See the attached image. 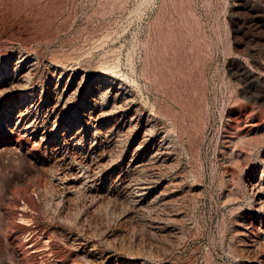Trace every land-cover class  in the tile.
I'll return each instance as SVG.
<instances>
[{"label": "rangeland", "instance_id": "obj_1", "mask_svg": "<svg viewBox=\"0 0 264 264\" xmlns=\"http://www.w3.org/2000/svg\"><path fill=\"white\" fill-rule=\"evenodd\" d=\"M52 1L0 0V264H264V0Z\"/></svg>", "mask_w": 264, "mask_h": 264}, {"label": "bare ground", "instance_id": "obj_2", "mask_svg": "<svg viewBox=\"0 0 264 264\" xmlns=\"http://www.w3.org/2000/svg\"><path fill=\"white\" fill-rule=\"evenodd\" d=\"M16 1H18L19 3H21V4H24V5H27V6H29V7H33V8H35V7H40L39 9H41V8H48L51 4H53L52 2V0H16ZM51 7V6H50ZM46 8V9H47ZM33 93V92H32ZM33 95V94H32ZM31 97V96H30ZM23 99V98H22ZM31 102V101H30ZM29 104V103H28ZM30 106H33V104H30ZM22 115H24V113L21 111L20 113H19V115H18V117H21ZM28 115V114H27ZM19 119V118H18ZM233 120V119H232ZM237 121V120H236ZM253 121V120H252ZM262 121V120H261ZM234 122V121H233ZM257 122V121H256ZM236 123H238V121L236 122ZM259 123V122H258ZM231 124V123H230ZM262 124V123H261ZM239 125V124H238ZM257 125V124H256ZM263 125H264V123H263ZM262 125V126H263ZM33 126V123H30V124H25L24 126H22V129H27V128H30V127H32ZM229 126V125H228ZM236 126V125H235ZM230 128L231 129H229L228 131H226L227 133H225L224 134V138H225V140L224 141H226L227 142V144L229 145V144H235V142L238 140V139H241L239 136H237V133H236V131L234 130V129H236V127H234V125H231L230 126ZM255 130V129H254ZM258 130V129H257ZM264 130V129H263ZM31 132H33L32 130H29V133H31ZM257 132V131H256ZM254 133H255V131H254ZM223 135V134H222ZM244 136H246V135H244ZM248 136V135H247ZM246 136V137H247ZM253 135H251V137H252ZM255 136V135H254ZM253 136V137H254ZM258 137H261V136H259V135H257ZM242 137V136H241ZM246 137H245V139H246ZM248 137H250V135L248 136ZM247 137V139H249ZM250 137V138H251ZM256 137V136H255ZM258 137H257V139H258ZM256 139V138H255ZM256 139V140H257ZM260 139V138H259ZM263 140H264V137L262 138ZM20 140H23V139H18L17 140V142L18 143H20L21 141ZM25 140V139H24ZM27 141H28V138H27ZM240 141V140H239ZM244 141V140H243ZM247 141V140H246ZM244 142V143H246L247 145H245V147L246 146H248L247 148L248 149H251L252 147H253V145H250L251 143H252V141H254V140H251V142ZM259 141V140H258ZM241 142V141H240ZM260 142H261V139H260ZM259 142V143H260ZM258 143V142H257ZM241 144V143H240ZM249 144V145H248ZM254 144V143H253ZM242 145H244V144H242ZM242 145H240V146H242ZM232 146L233 145H231V148H232ZM236 146H238V145H236ZM254 146H255V144H254ZM243 147V146H242ZM241 147V148H242ZM258 147V146H257ZM233 149V148H232ZM231 149V150H232ZM247 149V150H248ZM234 150V149H233ZM232 150V151H233ZM242 150V149H241ZM240 150V151H241ZM245 150V149H244ZM249 151V150H248ZM248 151H247V153H248ZM260 151V150H259ZM251 152V151H250ZM254 152H256V151H254ZM236 153V152H235ZM234 153V154H235ZM237 154V153H236ZM245 154V153H244ZM243 154V155H244ZM242 156V155H241ZM243 157V156H242ZM245 157H248L247 156V154H246V156ZM250 157V156H249ZM236 158V157H235ZM244 158V157H243ZM62 159H64V157H62ZM237 159V158H236ZM236 159L234 160V161H236ZM237 160H239V157H238V159ZM65 160H63L62 162H64ZM238 163H239V161H238ZM264 190V185L262 184V185H259V187H258V190ZM263 197V196H262ZM261 203V204H260ZM260 205H261V207L262 206H264V198H262L261 200H260ZM259 205V206H260ZM25 219L26 218H24V217H20V220L21 221H24L25 222Z\"/></svg>", "mask_w": 264, "mask_h": 264}]
</instances>
